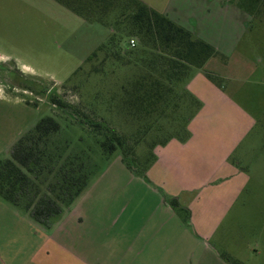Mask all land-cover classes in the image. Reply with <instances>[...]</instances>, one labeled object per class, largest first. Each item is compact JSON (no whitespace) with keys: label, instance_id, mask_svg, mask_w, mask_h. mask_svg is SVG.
Returning a JSON list of instances; mask_svg holds the SVG:
<instances>
[{"label":"rangeland","instance_id":"obj_1","mask_svg":"<svg viewBox=\"0 0 264 264\" xmlns=\"http://www.w3.org/2000/svg\"><path fill=\"white\" fill-rule=\"evenodd\" d=\"M142 1L186 25L205 16L182 10L202 2ZM108 35L54 0H0V59L68 105L24 81L13 95L0 91V159L54 115L61 144L91 165L88 187L52 227L0 196V264H264V16L231 55L196 71L187 106L182 100L158 118L122 108L135 65L111 60L94 72ZM84 113L125 135L134 152L106 154L101 137L73 124Z\"/></svg>","mask_w":264,"mask_h":264},{"label":"trees","instance_id":"obj_2","mask_svg":"<svg viewBox=\"0 0 264 264\" xmlns=\"http://www.w3.org/2000/svg\"><path fill=\"white\" fill-rule=\"evenodd\" d=\"M54 1L87 23L108 27V38L98 49L106 52L101 67L111 60L136 66L129 85L120 92L122 108L151 118L176 109L182 100L187 106L186 87L196 71L204 69L214 57L231 55L242 33L249 30L253 20L264 16V0H192L193 4H206L197 10L182 6L188 13L205 15L201 26L194 16L188 18L186 25L142 0ZM131 39L136 41L134 47L130 46ZM96 56L97 51L87 61ZM94 68V72L103 70ZM36 79H26V89L39 94L48 92L52 104L68 108L54 89ZM60 110L68 117L75 116L66 109ZM76 121L73 124L102 138L106 154L112 155L118 148L123 154L134 152L133 146L125 145L127 137L102 118L91 113L86 120ZM61 128L54 115L42 117L10 147L9 156L0 159V196L47 227L57 223L66 208L75 205L91 178L90 162L69 150L66 143L61 144Z\"/></svg>","mask_w":264,"mask_h":264},{"label":"flooded vegetation","instance_id":"obj_3","mask_svg":"<svg viewBox=\"0 0 264 264\" xmlns=\"http://www.w3.org/2000/svg\"><path fill=\"white\" fill-rule=\"evenodd\" d=\"M25 80L26 77H23L20 68L13 61L0 59V91L13 95L17 89H21V82Z\"/></svg>","mask_w":264,"mask_h":264},{"label":"crops","instance_id":"obj_4","mask_svg":"<svg viewBox=\"0 0 264 264\" xmlns=\"http://www.w3.org/2000/svg\"><path fill=\"white\" fill-rule=\"evenodd\" d=\"M1 202V201H0ZM2 203V202H1ZM75 206V205H74ZM196 236H197V239H198V234H196ZM200 239L201 240H199V241H202L203 242V244L206 246V247H209V244L207 243V238H206V234L205 235H202V236H200ZM210 248V247H209ZM211 250V249H210ZM211 252H212V250H211ZM156 263L157 264H171V261H169V260H166V259H164V260H158V261H156ZM174 264H180V261H175V263Z\"/></svg>","mask_w":264,"mask_h":264},{"label":"built area","instance_id":"obj_5","mask_svg":"<svg viewBox=\"0 0 264 264\" xmlns=\"http://www.w3.org/2000/svg\"><path fill=\"white\" fill-rule=\"evenodd\" d=\"M136 45V41L134 39L130 40V46L134 47Z\"/></svg>","mask_w":264,"mask_h":264}]
</instances>
